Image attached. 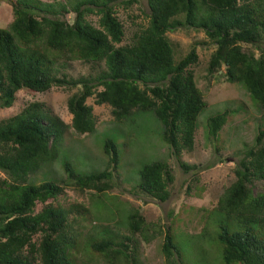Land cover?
Here are the masks:
<instances>
[{
    "label": "trees",
    "instance_id": "1",
    "mask_svg": "<svg viewBox=\"0 0 264 264\" xmlns=\"http://www.w3.org/2000/svg\"><path fill=\"white\" fill-rule=\"evenodd\" d=\"M124 0H15L12 21L0 27V109L14 107L17 94L52 87L76 89L67 99L71 114L65 123L37 101L0 119V264H142L136 236L148 241L150 226L138 208L127 215V234L95 238L80 230L89 209L81 201L56 203L72 186L80 198L87 191L101 195L116 186L118 154L106 138L107 166L81 173L63 163L68 183L28 182L29 175L59 156L68 128L93 132L96 120L87 99L107 104L114 120L134 112L152 111L162 125V138L177 157L195 147L197 118L207 103L196 83L195 47L176 60L166 33L187 26L205 33L214 45L204 78L220 73L230 83H242L262 122L234 168L235 180L211 208L219 217L213 236L221 245L222 264H264V0H146L147 24L128 44H120L124 29L114 6ZM71 13L73 21L63 16ZM98 16L97 26L86 19ZM95 64L96 74L70 77L66 62ZM230 109L210 116L207 134L215 139L226 125ZM185 170L196 169L178 160ZM174 181L165 161L146 163L131 187L165 202ZM98 197V196H97ZM211 212V211H210ZM208 236L207 227L201 230ZM207 231V234H205ZM82 238L91 241L83 251ZM165 264H192L174 242L170 228L161 245ZM206 253L203 252V256ZM203 256L195 260L201 262ZM90 264V263H89Z\"/></svg>",
    "mask_w": 264,
    "mask_h": 264
},
{
    "label": "rangeland",
    "instance_id": "2",
    "mask_svg": "<svg viewBox=\"0 0 264 264\" xmlns=\"http://www.w3.org/2000/svg\"><path fill=\"white\" fill-rule=\"evenodd\" d=\"M15 0H0V27L5 28L12 21L11 3ZM50 1V0H42ZM116 16L124 29L120 44L132 41L133 34L147 24L148 7L146 0H124L114 6ZM68 22L73 21L71 13L63 16ZM86 19L97 26L98 16L88 14ZM174 46L176 60L195 47L198 61L194 66L196 83L206 100V107L197 118L195 147L190 153L175 156L169 144L162 138V125L152 111L134 112L122 122L113 119L111 108L107 104L95 105L93 97L87 99L92 106L96 120L93 132L76 133L68 128L61 144L59 156L51 164L43 165L37 172L29 175L28 182L38 184L45 180H57L68 183L63 163L68 162L74 170L81 173L98 172L106 168L108 156L103 151L106 138L116 144L118 154L116 186L110 191L96 195L87 191L83 197L74 193L67 184L65 193L56 201L63 207L72 201H81L89 209L80 224V230L95 238H115L118 228L120 235L127 234L126 219L132 208H138L150 226L148 241L136 236L140 244L142 264H165L161 245L170 228L174 242L183 252V257L192 264H222L221 245L213 236L214 226L219 217L212 211L216 200L235 180L234 168L262 120L252 98L242 83H230L220 73L204 78L205 68L214 49L201 30L181 26L166 33ZM264 48V42L262 43ZM95 64L79 60L68 61L64 73L70 77L87 76L98 73ZM76 89L52 87L47 91L29 93L21 90L17 94L14 107L0 109V119L17 113L32 101L40 102L54 115L67 124L71 114L67 110V99ZM224 109H230L226 125L213 139L206 132V121ZM165 161L173 169L174 181L169 187V197L159 202L140 192L131 190L139 181V170L146 163ZM178 160L187 165H196V169L185 170L178 165ZM0 176L3 174L0 172ZM98 196V197H97ZM211 211V212H210ZM207 227L208 236H202L201 230ZM207 234V231L206 233ZM83 251L91 241L82 238ZM203 252L206 254L203 256ZM91 253V252H90ZM89 252L79 257L87 264H103L101 260H92ZM203 256L199 263L196 256ZM236 264V263H235Z\"/></svg>",
    "mask_w": 264,
    "mask_h": 264
}]
</instances>
